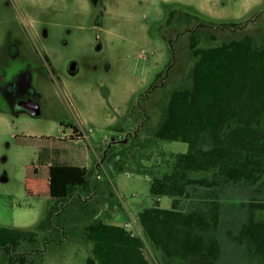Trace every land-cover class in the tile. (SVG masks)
Masks as SVG:
<instances>
[{"label":"rangeland","instance_id":"obj_1","mask_svg":"<svg viewBox=\"0 0 264 264\" xmlns=\"http://www.w3.org/2000/svg\"><path fill=\"white\" fill-rule=\"evenodd\" d=\"M191 33L201 45L241 34L264 42V0H0V225L32 229L55 208L54 226L36 241L0 246V264L21 256L25 264H86L91 244L82 226L90 214L132 230L143 208L171 207V197L151 194V176L188 144L156 143L149 132L170 90L190 81ZM20 100L36 101L40 112ZM71 133L78 141L63 139ZM201 142H212L208 131ZM48 164L88 167L89 190L62 201L27 195L25 176L47 175ZM202 191L182 197L180 207L199 204ZM219 196L217 264H257L227 231L245 220L243 202L264 199V174L255 184L226 183ZM135 231L151 263L164 264Z\"/></svg>","mask_w":264,"mask_h":264},{"label":"trees","instance_id":"obj_2","mask_svg":"<svg viewBox=\"0 0 264 264\" xmlns=\"http://www.w3.org/2000/svg\"><path fill=\"white\" fill-rule=\"evenodd\" d=\"M174 15L171 11L166 23H172ZM182 16L189 23L191 16ZM189 50L193 58L190 81L170 90L160 119L149 132L156 143L181 140L188 144L186 151L170 155L161 174L151 176V194L169 196L172 204L170 208L158 204L145 207L137 218L164 264H217L221 255L216 233L221 212L219 188L241 180L255 184L264 174V129L260 126L264 114V42L241 34L201 45L191 33ZM204 131L212 140L207 146L201 142ZM63 139L78 141L73 133ZM90 174L84 165L49 164L45 176L28 173L23 187L27 195L47 194L62 201L77 189L89 190ZM197 187L203 189L200 203L183 210L181 198L192 196ZM242 206L245 220L236 232L229 229L227 234L244 247L248 259L264 264V199L250 198ZM54 213L55 208L48 209L32 229L0 225V246L36 241L39 231L54 226ZM94 214L82 226L83 236L91 244L86 264H152L138 234ZM25 262L21 256L7 264Z\"/></svg>","mask_w":264,"mask_h":264},{"label":"water","instance_id":"obj_3","mask_svg":"<svg viewBox=\"0 0 264 264\" xmlns=\"http://www.w3.org/2000/svg\"><path fill=\"white\" fill-rule=\"evenodd\" d=\"M18 105L22 108L27 109L29 112L33 114H38L40 112L39 104L34 100H20Z\"/></svg>","mask_w":264,"mask_h":264},{"label":"crops","instance_id":"obj_4","mask_svg":"<svg viewBox=\"0 0 264 264\" xmlns=\"http://www.w3.org/2000/svg\"><path fill=\"white\" fill-rule=\"evenodd\" d=\"M48 165H49V164H48ZM87 168H88V167H87ZM113 217H114V215H113ZM114 218H115V217H114ZM109 222H111V223H115V222H112V221H109ZM116 224H119V223H116ZM135 226H136L135 228H136L138 231L142 230V228H141L139 222H137ZM135 228H133V231L136 232V234H138L139 232L135 231Z\"/></svg>","mask_w":264,"mask_h":264},{"label":"built area","instance_id":"obj_5","mask_svg":"<svg viewBox=\"0 0 264 264\" xmlns=\"http://www.w3.org/2000/svg\"><path fill=\"white\" fill-rule=\"evenodd\" d=\"M99 177V176H98ZM129 229V228H128ZM132 229V228H131ZM133 233H135L134 231H133V229L131 230Z\"/></svg>","mask_w":264,"mask_h":264}]
</instances>
